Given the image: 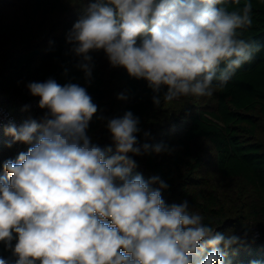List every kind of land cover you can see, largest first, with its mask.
<instances>
[{
    "label": "clouds",
    "instance_id": "9594fccd",
    "mask_svg": "<svg viewBox=\"0 0 264 264\" xmlns=\"http://www.w3.org/2000/svg\"><path fill=\"white\" fill-rule=\"evenodd\" d=\"M252 9L251 0H83L67 42L88 83L91 53L103 51L111 67L147 81L160 106L164 89V102L211 96L254 60L261 45L243 36ZM27 89L46 111L7 129L30 147L3 163L0 242L12 257L0 264H230L239 236L205 223L187 200L166 204L159 176L131 175L134 156L171 151L139 143L138 117H98L113 153L88 135L98 105L85 87L49 78Z\"/></svg>",
    "mask_w": 264,
    "mask_h": 264
},
{
    "label": "trees",
    "instance_id": "16d2710c",
    "mask_svg": "<svg viewBox=\"0 0 264 264\" xmlns=\"http://www.w3.org/2000/svg\"><path fill=\"white\" fill-rule=\"evenodd\" d=\"M82 3L0 0L1 102L21 121H39L46 110L28 91L29 82L52 78L61 85L79 84L98 105L88 135L101 148L112 147L113 153L107 119L98 117L119 118L131 111L139 118L141 131L136 135L141 145L164 143L171 150L134 156L137 167L131 175L140 174L145 181L159 176L169 186L162 192L166 204L187 200L205 223L239 236L241 243L227 258L230 264H264V0H251L253 23L243 32L244 38L261 45L254 60L239 68L223 88H216L209 104L192 102L180 110L163 101L166 89L159 93L161 104L156 106L147 81L111 67L103 51L91 53L94 68L91 83L86 81L77 67L81 58L67 42ZM121 94L126 99H118ZM8 127L0 125V176L7 175L6 160L30 147L11 143ZM212 157L213 174L208 171ZM15 243L14 239L13 247ZM0 257H12L3 242Z\"/></svg>",
    "mask_w": 264,
    "mask_h": 264
},
{
    "label": "rangeland",
    "instance_id": "374dc122",
    "mask_svg": "<svg viewBox=\"0 0 264 264\" xmlns=\"http://www.w3.org/2000/svg\"><path fill=\"white\" fill-rule=\"evenodd\" d=\"M209 98L210 96H205V97L183 96V97H179L176 100L172 101V104L176 106V108H179L180 110V109L187 107V105L192 102H200V103L209 104ZM211 162L212 163L208 165V171L213 174L216 172L215 163H214L215 161L213 157H212Z\"/></svg>",
    "mask_w": 264,
    "mask_h": 264
},
{
    "label": "built area",
    "instance_id": "2783aa9c",
    "mask_svg": "<svg viewBox=\"0 0 264 264\" xmlns=\"http://www.w3.org/2000/svg\"><path fill=\"white\" fill-rule=\"evenodd\" d=\"M37 105V102L33 103V106ZM24 122L21 121L16 114L7 105L0 100V125H15L19 128Z\"/></svg>",
    "mask_w": 264,
    "mask_h": 264
}]
</instances>
